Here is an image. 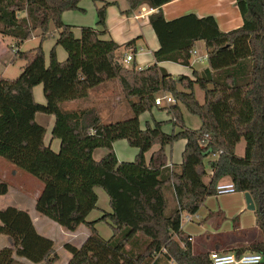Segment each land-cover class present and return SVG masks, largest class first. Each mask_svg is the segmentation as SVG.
Here are the masks:
<instances>
[{
  "label": "trees",
  "instance_id": "trees-1",
  "mask_svg": "<svg viewBox=\"0 0 264 264\" xmlns=\"http://www.w3.org/2000/svg\"><path fill=\"white\" fill-rule=\"evenodd\" d=\"M81 1L0 0V36L15 41L16 48L10 47L11 52L16 49L12 62H25L18 78L0 77V158L43 184L37 212L68 232L91 225L89 217L100 199L89 177L76 171L78 156L95 173L92 182L111 200L113 237L103 239L91 225L81 245H64L71 255L67 264H213L210 254L193 253L182 223L184 215L197 214L207 198L217 196L216 188L225 178L231 179L236 192L251 194L256 225L264 234V0H237L244 24L229 32H222L212 16L188 14L167 21L162 7L173 0H128L127 13L143 5L158 9L149 18L159 42L153 52L156 63L143 70L135 64L126 67L118 56L139 38L123 45L102 38L107 33V3L97 10L96 27H81L76 37L63 14L81 10ZM51 25L58 38L47 63L43 43ZM37 30L42 32L40 45L19 51ZM199 42L208 50L205 75L173 77L159 67L163 62L190 67ZM58 46L67 53L63 62ZM107 82H117L122 90L129 105L125 119L106 123L96 107L62 108L87 99ZM39 85L44 104L35 100ZM196 86L205 93L203 104ZM160 93L176 101L168 108L172 133L163 130L167 122L153 120L141 126V115L156 107ZM182 107L200 120L198 130L186 126ZM37 114L54 117L52 137L60 140L58 152L45 142L47 129L36 121ZM206 135L210 139L201 146ZM242 139L244 157L236 153ZM120 140L138 150L134 161L119 162L114 144ZM180 140H186L182 162L170 169L166 148ZM97 149L107 150L100 160L94 158ZM9 191L10 185L0 182V196ZM167 191L176 201L170 214ZM3 235L10 246L0 249V264H56L60 259L54 241L37 231L27 211L0 210ZM247 252L261 254L259 264H264V242L236 255Z\"/></svg>",
  "mask_w": 264,
  "mask_h": 264
},
{
  "label": "crops",
  "instance_id": "crops-1",
  "mask_svg": "<svg viewBox=\"0 0 264 264\" xmlns=\"http://www.w3.org/2000/svg\"><path fill=\"white\" fill-rule=\"evenodd\" d=\"M106 3L109 4L107 6L106 19L107 33L102 38L105 40L112 39L120 45L126 44L134 39L139 38L132 49L122 48L118 53L119 58L121 59V61H124L126 55L131 54L130 52H133L132 55H134V60L131 63L135 64L140 70L154 65L156 63V60L153 52L159 48V42L149 24V18L151 15L157 13L158 9H153L148 5H143L137 11L127 13V11L129 10L128 0H83L80 3L81 10L65 12L63 14V21L65 24L73 27L76 37H80L81 27H96L97 10L98 8L103 7ZM162 13L167 21H172L188 14H194L198 18L212 16L216 19L222 32H229L241 28L244 24L243 17L237 6V0H173L171 3H168L162 7ZM53 27L54 26L51 25L50 29H53ZM77 32L80 33L77 34ZM41 34V30H37L34 33L32 39L41 38ZM50 36L53 37L51 45H48V49H46L45 45L43 47L47 63L49 62L50 51L56 45V41L58 38V32L55 28L50 32L49 37ZM30 40L23 43L18 48V50L23 51L22 49L24 45ZM205 46L206 45L204 42H199L196 44L195 50L198 52L199 56H202L200 55L201 51L199 50H201L202 47ZM10 47H15V41L12 38H2L0 36V77L5 76L9 65L13 63L12 60L15 57V53L14 51L11 52ZM57 56L59 61L61 62L67 59V53L61 46L57 47ZM195 60H197V57H192L190 67L173 62L160 63L159 67L164 69L173 77L185 75L194 79V72H197L199 76H202L205 75V72L209 68V66L198 68L196 65L202 62H195ZM114 83L117 82H107L93 89L90 92L89 97L87 98V102H89L87 104L89 107H85L84 109L96 107L99 110L100 114L102 111L107 115L108 120L115 119L120 115H122L123 117H127L129 114V105L127 106L128 103L123 98L122 90L119 84ZM118 88H120V90ZM159 95L162 96V93L158 94L157 96ZM71 103V109L66 111L83 109L80 107L81 105L79 104V102L77 103V101H74ZM182 111L186 126L190 129L198 130L201 125L200 127H191L187 120V113L189 112L183 107ZM153 120L159 122H167L164 125L163 130L166 133H172L173 124L169 123L170 114L167 107H154L151 112L141 115L140 122L142 128L144 129L147 123L153 124ZM180 142H182L180 157L179 160H175L176 157L174 156V145ZM49 145L55 151H58L60 149L59 142H56L55 140H52ZM174 145L166 148L168 155V167L170 169H172L174 165L178 167L181 164L186 140H180ZM158 148L159 147L156 146L153 151L157 150ZM104 150L107 153V150ZM114 151L118 157L119 162H132L138 154V150L130 147L128 142L125 140L117 141L114 144ZM98 152L99 149L94 152V155H96ZM106 153L102 152L101 158L104 157ZM150 155L151 153L148 154V157H150ZM209 180L210 177H207L205 179L206 182H208ZM230 181V178H225L222 180L223 183H227ZM106 196V203L101 207L98 203L97 208L90 215L88 222L92 221V218L95 217V220L102 219L100 221V224L103 225L105 223V220H103L105 213H108L110 215L113 214L111 200L107 193ZM171 197L173 200H175L172 194ZM174 203L176 207V201ZM254 212L255 210L251 211L248 209L245 199V193L234 192L230 194L209 197L207 198L201 209L198 211V213L191 216V219H186V216L188 215H184L182 232L190 238L192 242L193 253L195 255L210 254L212 252L236 254L237 251L244 250L253 244L264 242V234L256 225V216ZM30 216L33 220L35 228L41 235L50 238L54 242L55 240H57L56 236L58 235L59 239H63L64 242L60 246L61 251L64 250V245L70 242L66 241V239H68L70 235L76 236V233L79 232V234H82L81 231H83V229H86L87 227V225H84L80 227L77 232L72 233L66 231L65 229H57L56 226L41 218L38 219L36 223L33 215L30 214ZM110 221L112 223L108 224L109 226L107 224L103 225L104 227H108H106V234H99L105 240L111 239L115 234V222L113 220ZM110 226H112V228H110ZM0 241V249L10 246V242L7 237L1 236ZM57 253L59 254L58 251ZM59 257L61 259L60 254ZM70 258H65V264L69 262Z\"/></svg>",
  "mask_w": 264,
  "mask_h": 264
},
{
  "label": "rangeland",
  "instance_id": "rangeland-1",
  "mask_svg": "<svg viewBox=\"0 0 264 264\" xmlns=\"http://www.w3.org/2000/svg\"><path fill=\"white\" fill-rule=\"evenodd\" d=\"M50 30L51 31L54 30V27H53V29H50ZM79 33L77 32V34H79ZM52 41H53V37L50 36L47 40L44 41L43 47L45 45L46 49H48V47H49L48 45H51ZM40 43H41V38H34V39L30 40L28 43H26L22 50L28 51L30 49H34V48L38 47L40 45ZM199 51H201L200 55L204 56V55L208 54L206 46L202 47V49ZM14 52H15V50H14ZM130 53L132 55L133 52H130ZM132 56H134V55H132ZM24 65H25V62L22 60H17L15 63H11L9 65L8 70L6 71L4 77L8 78V79L18 78L20 76V74L22 73V67ZM124 65L126 67H132L134 64L133 63H124ZM196 66L198 68H202V67L208 66V63H207V61H204L202 63H198ZM111 83H113V82H111ZM114 84H117V83H114ZM118 89L120 90V88H118ZM195 93H196V97H197L198 101L201 104H203L205 101L204 91L201 90L199 86H196ZM34 95H35V100L38 103H42V104L45 103L42 85L35 87ZM157 97H160V95ZM78 102L81 105L80 107L83 109L85 107H89L87 104V103H89V102H87V99L77 101V103ZM71 106H72V103L68 102V103H64L62 105V108L65 110H70ZM127 106H128V104H127ZM127 110H128V108H127ZM101 114H102L103 120L106 123L107 122L120 121L122 119H125V117L120 115V116H117L115 119L108 120L107 115L104 114V112L101 111ZM187 114H188L187 120H188L189 125L193 128L197 127V126L200 127V125H201L200 120L197 117L190 115L189 113H187ZM162 117H164V116H162ZM36 121L47 129L45 142L48 145L51 143L52 140H55L56 142H59V144H60V140L53 139V137H52V128H53V124H54V117L53 116H48V115H44V114H37ZM181 144H182V142L174 145V156L176 157L175 160H179L181 146H182ZM245 147H246V142L244 139H242V141L237 146L236 153L238 156L244 157ZM54 149H57V148H54ZM102 152L106 153V151L104 149H99V152L96 155H94L95 159H100L102 156ZM214 158H216V157H214ZM75 169H76V171H78L79 174L81 172L82 175L89 177V180H90L91 185H92L91 187L100 196V200H99L100 207L103 206L106 203V198H107L106 193L104 192L102 187H100L98 184L92 182L93 178H96V175L88 167L85 160L82 159L80 156H78V159L76 161V168ZM92 174L95 177L92 178ZM77 176L80 177L78 174H77ZM0 182H7L11 187V190H10L8 195L0 196V210H4L8 207H15V208H18L21 210H25L28 213L33 215L36 223H37L38 219L41 218V219L46 220L47 222L53 224L54 226H56L57 229L58 228L61 230L63 229L60 225H58L57 223H55L51 219H49V218H47V217H45V216H43L37 212V210H36L37 198L39 197L40 193L43 190V184L41 182H39L37 179L33 178L32 176L23 172L22 170L16 168L14 165L5 161L4 159L0 158ZM171 194L172 193H169L168 191L166 192L167 199H168V205H169V208L167 211L168 214L172 213L174 211V209L176 208L175 203H174L175 200L172 199ZM105 196H106V198H105ZM104 216H105V223L104 224H107V225L111 224L112 222L110 221V218L108 217L109 214L105 213ZM100 223L101 222L99 220H95V217H93L92 221L89 222V224H91L93 226V228L99 234L104 235V234H106V227L107 226L104 227L103 226L104 224L102 225ZM90 226L86 227V229H83V231H81L82 234H79L80 233L79 232V233H76V236L70 235V237L68 239H66V241H70L69 243H73L75 245H81L82 242L85 241L87 235L91 234V227ZM110 228H112V226H110ZM64 232H66V231H64ZM3 236L6 237L5 235H3ZM73 236H74V238H73ZM56 239L57 240H55V242H54L55 248L57 249V251L59 252V254L61 256V259L59 260V262L57 264H65V262H66L65 258H70L71 255L65 249L62 251L60 250L61 249L60 246L64 242L63 239H59V235L56 236ZM0 245H1V241H0Z\"/></svg>",
  "mask_w": 264,
  "mask_h": 264
},
{
  "label": "built area",
  "instance_id": "built-area-1",
  "mask_svg": "<svg viewBox=\"0 0 264 264\" xmlns=\"http://www.w3.org/2000/svg\"><path fill=\"white\" fill-rule=\"evenodd\" d=\"M192 57H197L195 62L207 61L208 55L199 56L198 52L194 49L192 51ZM134 60V56L131 54L126 55L124 63H131ZM156 107H171L176 104L175 99L169 94H162V96L156 98ZM210 136L206 135L205 140L202 141L201 146H206ZM218 155H214L217 157ZM217 195L230 194L236 192L234 184L230 181L227 183L220 182L216 188ZM192 215L186 216V219H191ZM210 259L213 264H259L263 261V257L259 253H245L241 256H237L232 253H210Z\"/></svg>",
  "mask_w": 264,
  "mask_h": 264
},
{
  "label": "water",
  "instance_id": "water-1",
  "mask_svg": "<svg viewBox=\"0 0 264 264\" xmlns=\"http://www.w3.org/2000/svg\"><path fill=\"white\" fill-rule=\"evenodd\" d=\"M245 199L247 202L248 209L251 211H254L256 209V205H255V202H254V200H253V198L249 192L245 193Z\"/></svg>",
  "mask_w": 264,
  "mask_h": 264
}]
</instances>
